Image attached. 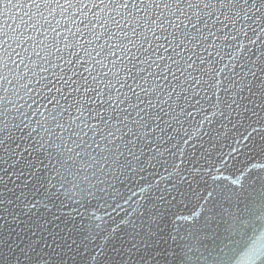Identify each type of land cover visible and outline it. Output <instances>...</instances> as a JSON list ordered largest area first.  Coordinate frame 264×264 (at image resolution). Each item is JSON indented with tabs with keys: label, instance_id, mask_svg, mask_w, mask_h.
<instances>
[{
	"label": "snow or ice",
	"instance_id": "6c2138e0",
	"mask_svg": "<svg viewBox=\"0 0 264 264\" xmlns=\"http://www.w3.org/2000/svg\"><path fill=\"white\" fill-rule=\"evenodd\" d=\"M0 264H264V0H0Z\"/></svg>",
	"mask_w": 264,
	"mask_h": 264
}]
</instances>
